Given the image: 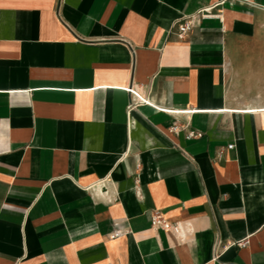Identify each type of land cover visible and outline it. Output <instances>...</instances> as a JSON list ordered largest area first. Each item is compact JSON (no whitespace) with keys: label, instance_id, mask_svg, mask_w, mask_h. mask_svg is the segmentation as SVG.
Instances as JSON below:
<instances>
[{"label":"crops","instance_id":"crops-1","mask_svg":"<svg viewBox=\"0 0 264 264\" xmlns=\"http://www.w3.org/2000/svg\"><path fill=\"white\" fill-rule=\"evenodd\" d=\"M218 2L0 0V264H264V0Z\"/></svg>","mask_w":264,"mask_h":264},{"label":"built area","instance_id":"built-area-1","mask_svg":"<svg viewBox=\"0 0 264 264\" xmlns=\"http://www.w3.org/2000/svg\"><path fill=\"white\" fill-rule=\"evenodd\" d=\"M226 1L227 0H219L218 5H223ZM213 8H214V6L207 7L205 9H202L201 11H199V13H197V14L202 15L204 13L211 11ZM192 18H193V16L184 17L180 22H178L176 24V36H177L178 40H180V41L184 40L185 37L187 36V34L192 31V28H193V19ZM128 91L131 93L132 89L130 88V89H128ZM159 110L164 111L165 109H159ZM176 129H177V127L174 126L171 128V131L173 133H176L175 132ZM195 137H197V135L194 132H190L188 134V138H195ZM233 147H234V145L231 144V145H228L226 147V149H232ZM105 184H106V180L103 179V180L98 181L94 185L88 187L87 189L91 190V189H96L98 187L103 188V186H105ZM151 222H152L153 227L161 229L165 232L179 233L181 231V226H179L177 223H171V222L166 221L159 211H154V213L151 216ZM119 235H120L119 233H114L113 235H111V238L118 237ZM246 243H247V241H242L239 243V246L243 247L246 245Z\"/></svg>","mask_w":264,"mask_h":264}]
</instances>
